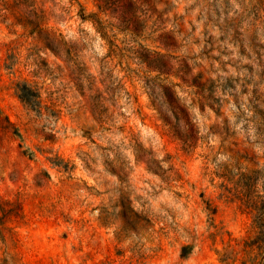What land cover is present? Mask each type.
Instances as JSON below:
<instances>
[{"label":"rangeland","instance_id":"obj_1","mask_svg":"<svg viewBox=\"0 0 264 264\" xmlns=\"http://www.w3.org/2000/svg\"><path fill=\"white\" fill-rule=\"evenodd\" d=\"M69 2L71 8L62 9L68 30L79 35L90 24L112 63L107 73L89 75L87 84L88 58L76 59L87 45L65 38L55 0H0V264H264V197L256 194L260 158L225 129L219 150L231 154L237 174L230 166L210 170L207 145L181 99L186 93L202 113L211 107L224 116L219 101L209 103L219 86L213 67L199 64L192 74L174 35L158 32L164 21L154 0ZM203 55L219 60L209 51ZM250 83L244 81L245 92ZM225 84L234 89L235 81ZM254 87L253 104L260 99ZM152 89L184 121L187 134L152 100ZM254 110L264 119V110ZM141 124L156 135L145 137ZM219 130L210 125L211 132ZM116 136L133 146L129 163L107 155ZM160 153L163 161L156 160ZM148 176L163 180L185 204L194 239L132 211ZM118 208L119 216L112 215ZM97 209L99 217L92 215ZM130 226L147 239V250L125 244ZM110 229L118 235L110 236Z\"/></svg>","mask_w":264,"mask_h":264},{"label":"clouds","instance_id":"obj_2","mask_svg":"<svg viewBox=\"0 0 264 264\" xmlns=\"http://www.w3.org/2000/svg\"><path fill=\"white\" fill-rule=\"evenodd\" d=\"M55 4L56 15L62 21L58 26L65 31V38L70 41L79 40L87 45L86 50L76 58L78 61L83 57L88 58L91 71L85 72L83 77L85 83L87 84L89 75L99 76L111 70L112 63L105 61L108 55L105 41L87 23L83 24V29L86 31L79 35L68 30L66 23L68 17L62 9L71 8L70 2L69 0H55ZM153 7L164 21L162 27L157 26L158 32L164 31L174 35L180 45L178 55L181 58L187 57V63L192 67V74L198 73L197 65L199 64L211 65L214 69L212 79L219 82L209 103L213 100L220 102L224 112L222 117H217L211 107H207L202 113L199 106H193L190 96L181 93V99L187 106L193 123L197 125L202 145H207L206 166L218 173H222L225 166H230L233 174H237L234 167L235 161L231 154L219 150L223 142L221 133L225 129H231L244 146L250 147L260 158L256 165L257 171L261 174L257 180L256 194L264 197V119L260 118L254 110L257 107L264 110V80H262V74H264V0H154ZM141 11L143 12L144 9ZM237 33H239L238 36ZM253 41L259 47H256ZM205 51L211 52L213 57H219V60L205 57L203 55ZM221 51L226 54L221 55ZM174 66L178 68L179 62L175 61ZM246 66H250L251 73ZM131 67L136 69L137 64L132 63ZM113 75L121 78L123 73L115 69ZM228 78L235 81L234 89H227L225 81ZM245 80L254 82L247 85V92L243 90ZM56 83L59 85L61 82ZM254 85L259 86L260 94V99H257L255 104L252 102ZM235 98H238V102ZM152 100L160 103L155 89H152ZM118 103L124 105L122 99H119ZM160 110L177 129L187 134L188 129L184 121L178 119L170 108L160 103ZM121 111L131 114L123 107ZM225 117L227 125L224 123ZM211 124L219 125V132H211ZM140 128L145 137L156 135L153 129L146 128L143 124ZM110 146L113 149L107 153L110 159L115 160L118 157L122 163H129L132 160L133 146L122 137L116 136L115 143ZM145 147L148 148L150 145L145 143ZM163 155L160 153L156 160L163 161ZM132 166L135 165L132 164ZM159 167L167 170L169 165L161 163ZM136 191L139 196L133 199L131 205L134 213L141 216L145 213L154 216L162 224L172 227L181 238H195L189 231L191 213L185 204L178 200L176 194L167 188L163 180L156 176H148L141 181ZM121 212L122 209L118 208L112 215L119 216ZM92 215L99 217L100 210L97 209ZM204 215L207 216L206 213ZM135 223L133 219V224ZM195 224H199L198 218L195 219ZM120 228L124 229L123 221L120 223ZM206 228L207 225H203L197 227L196 231L199 232ZM109 234L110 236L118 235L114 229H110ZM124 240L125 244L134 250H147L144 247L148 243L147 239L138 235L134 227L130 226L124 231Z\"/></svg>","mask_w":264,"mask_h":264}]
</instances>
